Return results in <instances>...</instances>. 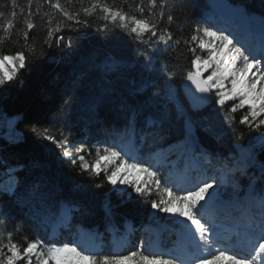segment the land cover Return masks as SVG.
Returning <instances> with one entry per match:
<instances>
[{"label": "trees", "instance_id": "obj_1", "mask_svg": "<svg viewBox=\"0 0 264 264\" xmlns=\"http://www.w3.org/2000/svg\"><path fill=\"white\" fill-rule=\"evenodd\" d=\"M228 1L242 5L249 15H264L260 0ZM106 2L138 16L136 5L141 4L147 15L148 0ZM60 3L66 10L76 12L89 6L90 0H60ZM29 8L33 13L31 17ZM208 9L206 0H175L170 14L176 19L170 30L173 39L182 42L175 45L174 50L170 47L167 53L153 54L154 62L146 69L137 52L143 45L118 29L107 33L97 31L104 23L96 18L102 15L99 10L90 17L81 12L80 18L87 19L89 26H79L78 31L62 28L61 32L53 34L52 46L48 47L44 43L48 17L43 14L51 13L53 28L57 23L75 26L74 21H67L59 11L52 10L48 0H31V5L28 0H16L15 7L11 0H0V11L5 13L0 18V26L12 18L11 11L17 12L12 18L11 38L0 44V51L6 54L25 51L29 55L23 47L22 32L27 30L28 19L36 25L29 32L28 43L34 45L35 50L29 55L26 68L20 70L16 80L0 88V190L9 188L16 179L20 182L16 197L0 195V210L7 217L0 222V247L9 242L26 247L25 237L28 241L40 238L45 243H71L79 227L102 234L113 227L122 238L123 248L113 252L111 245L103 242L101 254L126 255L137 250L139 235L149 243L152 234L149 225L164 228L159 234L160 242L164 247L169 246L165 238L167 232L172 231L169 221L164 215L151 212L150 201L156 199L154 191L140 197L130 188L121 189L118 184L96 188L95 184L103 180V173L100 177L80 174L79 162L73 165L65 161L60 149L42 138L45 130L57 140L67 137L74 157L75 147L83 144L84 150L79 154L85 155L91 163L97 146H115L127 134L130 113L121 108L125 101L138 108L135 132H132L139 145L136 161L150 158L169 172L179 165L186 177L191 178L194 172L210 174L219 163H227L233 170L236 166L232 164L231 155L243 157L246 150L254 153L257 162L248 175L259 176V167L264 164V142L260 139L264 126L260 131L250 130L248 125L240 124V119L249 111L247 108L229 113L230 106L225 105L221 110L215 103L216 98L204 109L191 112L179 88V81L187 71H192L194 58L183 39L189 38L197 26H212L214 20L206 13ZM167 14L159 24L161 29L168 26ZM0 35H3L2 27ZM60 37L63 40L57 44ZM69 37L72 48L65 47ZM169 45H173V41ZM196 54L203 55L199 49ZM161 66L176 72V77L167 81L160 71ZM142 86H145L143 90L133 95ZM43 88L45 95L40 94ZM180 108L195 122L198 144L208 153L205 156L198 151L197 164L190 161V148L184 146V116L178 111ZM226 113L235 119L236 135L223 122ZM150 120L158 123L149 124ZM204 127L213 129L214 134L205 133ZM13 140L18 142L12 143ZM158 149L159 155L155 154ZM19 165L23 168H17ZM245 178L239 177L242 187ZM256 183L260 187V181ZM33 184L39 187L29 192ZM65 205L72 208L70 219L63 215Z\"/></svg>", "mask_w": 264, "mask_h": 264}, {"label": "snow or ice", "instance_id": "obj_2", "mask_svg": "<svg viewBox=\"0 0 264 264\" xmlns=\"http://www.w3.org/2000/svg\"><path fill=\"white\" fill-rule=\"evenodd\" d=\"M28 2L31 5V0ZM124 2L126 3L127 0ZM11 3L13 7L16 6V0H11ZM48 3L52 10L59 11L67 21H74L75 24L73 26L67 23H57L53 28L51 27L52 15L50 12H45L43 15L48 17L47 24L49 27L44 43L48 47L52 46L53 34L61 32L62 28L66 27L70 31H78L79 26L88 27V20L80 18L81 12L85 17H90L95 16L97 10L102 15L96 16V18L104 22L101 27L97 28V31L107 33L118 29L132 38L135 43L143 45L144 47L138 49L137 52L146 69L150 68L154 62L155 56L153 54L167 53L170 47L174 50V46L182 42L181 39L174 40L170 30L176 19L170 14V9L174 6L175 0H148L147 15H144L145 7L137 4L136 11L140 16L130 14L123 7L109 4L106 0H90L89 6L82 7L76 12L66 10L61 5L60 0H56L55 3L48 0ZM260 4L264 6V0H260ZM166 13H168L166 17L168 26L161 29L159 24L165 18ZM238 14L254 19L246 9ZM16 15L15 10L11 11L10 16L12 18ZM32 15L31 8H29L28 16L31 17ZM4 16L5 13L0 11V18ZM12 18L6 19L4 24L0 26L3 30V35H0V44L11 38L10 32L14 28ZM259 19L261 30L264 32V15H261ZM35 27L33 21L28 19L26 22L27 30L22 32L23 47L28 50L29 55L35 50L34 45L28 43L29 32ZM62 40V37L58 38L57 44ZM170 41H173V45H169ZM183 43L188 46L189 52L194 57L191 60V67L195 69L194 71H187L183 79L190 82L196 93L201 94L197 99L211 102L210 96L204 94H211L213 89H216L215 103L220 105L221 110H223L226 101L239 97V104L229 109V113H235L237 108L248 105L250 111L240 119V124L248 125L250 130L260 131L261 127L264 126V118L257 119L264 115V44L257 52L236 40L230 33L226 34L225 30H213L210 26L203 28L197 26L189 38L183 39ZM65 47H73L71 37H69ZM197 49L201 53L206 52V56L196 54ZM29 55H26L25 51H17L14 54H6L0 51V88L17 79L20 70L27 66ZM209 69H212L211 74L206 79L202 78ZM160 71L167 81H172L177 75L176 72L169 71L166 66H161ZM225 81L230 82V90H226ZM144 87L136 89L133 95L141 92ZM121 108L130 113L128 129L134 133L138 114L137 106L125 101L121 104ZM178 111L185 117L184 146L194 151L199 150L201 155H208L206 151L200 149L196 136V124L191 116L182 108ZM222 119L232 130L233 135H236L234 117L226 113ZM155 123L158 122L149 121V124ZM203 131L214 134L210 127H204ZM42 138L60 149L61 156L65 161L71 162L73 165L79 162L80 174L87 173L90 177H100L103 173V180L95 184L96 188H103L105 184L115 187L119 183L127 186L140 197L151 195L153 188L162 192L164 195L159 201L156 199L150 201L151 208L175 217L174 222L182 224L196 251L207 253V255H196L191 264H264V164L259 167V176L255 174L249 176V169L255 168L257 163L255 155L251 151L243 155L242 164L234 168L224 181L216 177L206 178L198 181L191 189H181L182 194H177L173 187L162 184V177L158 170L154 171L150 166H145L142 161L130 162L115 146L103 148L97 146L95 159L89 163L85 155L79 154L84 150L83 144L75 147L76 155L74 157L73 147L69 145L67 137L57 140L54 135L45 130ZM219 138L217 136V139ZM239 138L240 136H237V139ZM260 139L264 142V132L261 133ZM11 142L17 143L18 141L13 140ZM17 168L22 169L23 165H19ZM132 173H136L137 177L130 180L128 177ZM140 174H143V177ZM239 177H248L249 180L247 187L243 190L239 185ZM257 180L260 181V187H257ZM223 182H228L232 187L233 198L229 199L228 204L231 207L227 210L232 213L234 220L239 221L238 234L242 238L240 246L233 249L225 248L222 245L215 247L220 244L218 239L212 238L215 234V225L203 214L209 202L217 204L223 199L220 191ZM19 183V180L16 179L9 188L0 190V195L16 197V189ZM38 187V185L33 184L28 191L34 192ZM245 196L247 200L244 199ZM237 203H239V207H237ZM64 211L65 217L70 219L72 208L65 205ZM6 219V214L0 210V222ZM24 239L27 243L26 247L21 248L20 245L12 242L0 247V264H18L21 261L24 264H33L34 260L35 264H187L184 259L171 254L166 256L163 253H146L143 249L131 251L126 255L101 254L99 246H87L76 242L45 243L40 238L32 241H28L27 237ZM89 239L94 240L95 234H91Z\"/></svg>", "mask_w": 264, "mask_h": 264}, {"label": "rangeland", "instance_id": "obj_3", "mask_svg": "<svg viewBox=\"0 0 264 264\" xmlns=\"http://www.w3.org/2000/svg\"><path fill=\"white\" fill-rule=\"evenodd\" d=\"M206 13L210 16V18L214 20L212 26H210L213 28V30L223 29L225 30L226 34L230 33L232 36L235 37L236 40L240 41L246 47H250L252 49H255L257 46H259L261 49L262 44H264V34L262 30H260L261 26L252 22L244 21L243 19L220 15L210 10V8L206 11ZM203 55L206 56V52L203 53ZM194 70L195 69L192 68V71ZM211 71L212 69H209L207 72H205L203 74V78H207V76L211 74ZM225 88L226 90H230L231 84L229 81H225ZM40 94L45 95L46 89L43 88ZM212 95L213 98H216L215 92H212ZM239 101L240 98L237 97L234 100L226 101L225 105H229L231 109L233 106L238 105ZM244 107H246L250 111L248 105H245ZM239 109L241 108H237V110ZM261 117L264 118V115H262ZM138 146L139 145L137 144V142H135V137L133 133L129 130L127 134L115 145L117 150H120L125 156V158L129 159L130 162H138L136 161ZM198 151L199 150L194 151L190 149V161L193 164L199 163V159L197 158ZM155 154L159 155L160 149L156 150ZM231 157H233L232 164H234V166L239 167L242 164V157H238L235 155H231ZM144 164L145 166H150L154 171L158 170L159 175L162 177V184H167L168 186L173 187V189H176L177 194H182L181 189H191L193 185L196 184L198 181L206 178L216 177L224 181L225 178L229 176L232 172V168H229L227 163H219L218 168L210 174L194 172L191 178H187L179 165H177L171 170V172H169L168 170L166 171L165 167L159 166L157 163H155V161L151 160L150 158L146 159L144 161ZM140 176L143 177V174H140ZM136 177L137 174L132 173L128 178L130 180H133ZM248 183L249 180L247 177L245 178V185H243V187L239 182L240 188L242 190L245 189ZM118 185L121 189L128 188L127 186L120 185L119 183ZM153 191L155 193L157 201H159L161 196L164 195L162 192L157 191L155 188H153ZM220 191L223 195V199L220 200L217 204H212L211 202H209L203 214L209 221L213 222L215 225V234L212 236V238L218 239L220 241V244L216 245L215 247H219L222 245L225 248L232 249V243L234 241V237L232 236L233 234L229 236H224V234H222L221 236L219 235L222 232H225V229L233 230L235 224L239 223V221L233 219L232 213L227 210L231 207V205L228 204V201L230 198H233V190L228 182H223ZM244 199L247 200V197L245 196ZM237 207H239V203H237ZM151 212L156 215L158 214L159 216L164 215V217L169 221V227L172 228V231L167 232L168 236L167 234L165 236V238L169 241V246L164 247L160 242V238L158 237V235L162 233V231H164V228L162 226L155 228L149 225V228H152V234L149 239V243L146 244L145 239L139 235L137 240L136 251L143 249L146 251V253H163L166 256L171 254L175 257H179L178 253L181 252V254L186 258L185 261H187V264H191L192 260L196 255H207V253H198L196 251V249L191 243L190 237L186 235L182 224L174 222V220L176 219L175 217L171 216L170 214L159 212L155 209H152ZM63 215L65 216V211L63 212ZM228 226L230 227L227 228ZM76 232V236L71 237V242H76L77 244H85L87 246H99V248L103 242H106L107 244L111 245L113 252H118L123 248L122 238L115 233V229L113 227L107 228V233L103 234L97 233L95 231L89 232L82 227H79ZM91 234H95L94 240L89 239V236ZM144 244H146V248H144ZM236 248H238V246ZM19 264H24V262L21 261ZM33 264H35V260L33 261Z\"/></svg>", "mask_w": 264, "mask_h": 264}, {"label": "water", "instance_id": "obj_4", "mask_svg": "<svg viewBox=\"0 0 264 264\" xmlns=\"http://www.w3.org/2000/svg\"><path fill=\"white\" fill-rule=\"evenodd\" d=\"M206 4L210 8V10H212V11H214L220 15H224L227 17H235L238 19H243L245 21L252 22V23H255V24L261 26L259 15L250 14V16L254 17V19H249L246 17H242L238 14L240 11L245 10L242 5L231 4V3H229L228 0H206ZM179 88H180L191 112L200 111L212 103V100H213L212 93L211 94H204V95L210 96L211 102L197 99V97H200L201 94L195 92L194 87L191 86L189 81L181 79L179 81ZM184 122H185V117H184ZM184 128H185V126H184ZM243 151L245 152V154L249 152L246 150H243Z\"/></svg>", "mask_w": 264, "mask_h": 264}, {"label": "bare ground", "instance_id": "obj_5", "mask_svg": "<svg viewBox=\"0 0 264 264\" xmlns=\"http://www.w3.org/2000/svg\"><path fill=\"white\" fill-rule=\"evenodd\" d=\"M244 21H245V20H244ZM247 22H248V21H247ZM260 30H261V27H260ZM263 34H264V32H263ZM259 49H260V47L257 46L255 50H256L257 52H259ZM205 79H206V78H205ZM216 91H217L216 89H213V92H216ZM238 247H239V246H238ZM180 256H181V255H180ZM181 257H183V256H181Z\"/></svg>", "mask_w": 264, "mask_h": 264}]
</instances>
